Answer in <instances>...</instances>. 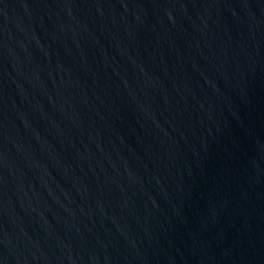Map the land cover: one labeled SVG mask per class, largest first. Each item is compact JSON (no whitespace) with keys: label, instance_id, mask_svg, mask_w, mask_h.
Instances as JSON below:
<instances>
[{"label":"water","instance_id":"water-1","mask_svg":"<svg viewBox=\"0 0 264 264\" xmlns=\"http://www.w3.org/2000/svg\"><path fill=\"white\" fill-rule=\"evenodd\" d=\"M0 264H264V0H0Z\"/></svg>","mask_w":264,"mask_h":264}]
</instances>
